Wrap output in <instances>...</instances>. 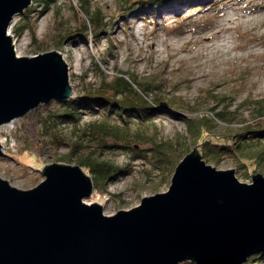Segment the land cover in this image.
I'll list each match as a JSON object with an SVG mask.
<instances>
[{
    "label": "rangeland",
    "instance_id": "1",
    "mask_svg": "<svg viewBox=\"0 0 264 264\" xmlns=\"http://www.w3.org/2000/svg\"><path fill=\"white\" fill-rule=\"evenodd\" d=\"M135 1L139 0H128ZM212 1L205 2L200 9L209 8ZM83 2L91 11L99 9L106 16L107 24H111L107 34L89 35L86 41L75 37L88 23L81 7ZM118 2L54 0L43 14L42 7L31 3L35 10L30 15V20H35L34 36L28 31L20 36L12 32L15 26L26 22L23 13L15 15L9 27L10 36L15 39L16 55L33 57L59 52L68 67L72 99L87 90H97L122 74L126 78L133 74L143 79L159 76L165 99H176V109L168 110L167 103L162 102L159 113L152 117L154 125L146 131L157 142H170L174 156L178 155L180 161L195 146L200 151V145L188 130V117L214 118L212 133L217 136L228 129L234 131L243 125L259 124L260 115L247 100L255 102L264 98V0H224L202 12L197 11L199 2L180 0L158 12H133L126 19L121 17L125 12ZM230 14L236 20L227 29L222 22ZM208 35L212 36L211 45L202 41ZM204 92H213L216 98L205 103L200 98ZM63 109L59 102H51L0 126V140H6L0 156V178L15 188L29 190L44 180L41 170L45 165H76L85 147L73 156L71 163L61 161L70 156L68 144L74 127L58 117ZM225 111L230 115L224 119L215 116ZM101 118V109L97 114L83 115L78 127ZM44 123H49L57 134L49 136ZM132 129H137V123L132 124ZM58 141L67 145L59 147ZM149 147L145 144L137 148ZM104 154L115 157L119 165L132 159L127 173L118 175L104 192L94 189L91 198L85 200L87 204H103L107 216L119 210H131L145 197L167 192L179 164L178 161L164 170L154 168L142 159H133L136 153L123 148ZM202 160L216 170L234 169L241 183H251V175L257 173L264 177V161L246 167L230 153L223 155L218 163Z\"/></svg>",
    "mask_w": 264,
    "mask_h": 264
},
{
    "label": "water",
    "instance_id": "2",
    "mask_svg": "<svg viewBox=\"0 0 264 264\" xmlns=\"http://www.w3.org/2000/svg\"><path fill=\"white\" fill-rule=\"evenodd\" d=\"M32 0H0V126L74 97L57 51L16 55L9 27ZM0 145V156L3 155ZM21 190L0 178V264H244L264 252V177L241 183L195 146L167 192L107 216L78 165L54 163Z\"/></svg>",
    "mask_w": 264,
    "mask_h": 264
},
{
    "label": "trees",
    "instance_id": "3",
    "mask_svg": "<svg viewBox=\"0 0 264 264\" xmlns=\"http://www.w3.org/2000/svg\"><path fill=\"white\" fill-rule=\"evenodd\" d=\"M178 1L180 0H139L129 3L128 0H119L118 5L125 12L121 16L122 19H126L133 12H145L146 10L158 12L162 7L170 6ZM192 1L200 3L198 12L206 11L216 4L224 2V0H213L209 8L200 9L205 2L211 0ZM53 2L54 0H32V3H37V6L43 8L42 14L49 9ZM132 6L135 8L134 10ZM81 7L85 10L88 23L84 24L79 33L74 34L75 37L86 41L89 35L99 37L107 34L111 24H107L106 16L102 14L101 10L91 11L85 2ZM34 11V8L29 7L23 12L22 15L26 22L15 26L12 31L15 35L20 36L28 31L34 36L35 20H30V15ZM162 83L159 76L143 79L133 76V74L126 78L122 74V76L104 84L103 88L87 90L82 96L59 102L64 109L58 117L74 126L73 136L68 144L70 156L62 158L61 161L71 163L73 156L80 153L85 147L76 165L90 175L94 189L101 192L106 191L112 180L120 174L127 173L128 168L132 166V159L128 164L119 165L115 157L104 154V151L130 149L136 153L133 159H142L154 168L162 170L180 162V157L174 156L175 151L170 142H157L146 131L154 125L152 117L159 113V105L162 102L167 103L168 110L176 109L177 100L165 99ZM149 96L152 98L150 99ZM200 98L207 103L208 99L216 97L213 92H204ZM247 102L255 105L256 111L261 117L257 126L243 125L234 131L228 129L226 133L217 136L212 133L214 118L208 116L186 118L188 130L194 141L200 145L203 159L218 163L223 155L230 153L236 156L240 165L246 167L248 164H261L264 161V98L255 100V102L248 99ZM100 109L102 111L101 120L88 122L82 128L78 127L83 115L97 114ZM227 115L230 114L226 111L215 114L217 118L222 119ZM133 119H136V122ZM136 123L137 129H132V124ZM43 126L49 136L55 135L56 131L49 123H44ZM109 141L111 144L108 143ZM57 143L59 147L67 145L65 142L58 141ZM145 144L150 147L137 148ZM180 264L194 263L183 262ZM244 264H264V252L249 257Z\"/></svg>",
    "mask_w": 264,
    "mask_h": 264
},
{
    "label": "bare ground",
    "instance_id": "4",
    "mask_svg": "<svg viewBox=\"0 0 264 264\" xmlns=\"http://www.w3.org/2000/svg\"><path fill=\"white\" fill-rule=\"evenodd\" d=\"M234 20H236V19L234 18V15H233V14H230V15L227 16V18H225V20L222 22V25H224L225 28L230 29L229 24L232 23ZM263 25H264V22H263ZM218 33H220V30L217 31V34H218ZM145 40L149 41L148 38H147V39L145 38ZM202 41H203V43L206 44V45H211V42H212V36H211V35L204 36V37H202ZM153 44H154V43L151 42L150 46H151V45L153 46ZM218 46H219V45H218ZM15 52H17V49H15ZM74 68L76 69L75 66H74ZM5 142H6V140H5V141H1V140H0V145L2 146V150H4V144H5ZM102 206H104V205L102 204Z\"/></svg>",
    "mask_w": 264,
    "mask_h": 264
},
{
    "label": "built area",
    "instance_id": "5",
    "mask_svg": "<svg viewBox=\"0 0 264 264\" xmlns=\"http://www.w3.org/2000/svg\"><path fill=\"white\" fill-rule=\"evenodd\" d=\"M9 34H10V32H9ZM11 37L13 38V36H11ZM12 41H13L14 49H16V46H15V39L13 38Z\"/></svg>",
    "mask_w": 264,
    "mask_h": 264
}]
</instances>
